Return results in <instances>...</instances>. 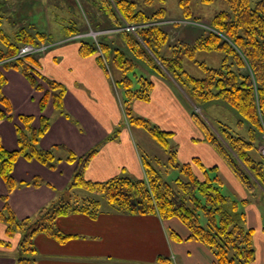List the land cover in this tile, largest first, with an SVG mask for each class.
Masks as SVG:
<instances>
[{
    "label": "trees",
    "instance_id": "1",
    "mask_svg": "<svg viewBox=\"0 0 264 264\" xmlns=\"http://www.w3.org/2000/svg\"><path fill=\"white\" fill-rule=\"evenodd\" d=\"M200 1L210 4L214 0ZM224 1L228 11L218 12L208 24L215 31L202 30L192 42L177 39L171 43L169 32L159 25L146 26L135 33L121 31L106 34L98 44L77 41L79 55H96L100 67L113 79L125 122L144 130L168 152L167 169L176 170L178 176L171 182L166 181L151 163L159 161L143 155L144 179L114 177L104 182L87 181L84 172L97 148L79 157L61 146L41 150L38 141L48 130L49 119L41 117L39 127L33 128L31 116H18L22 127H16L17 150L7 151L0 143V177L7 191L10 192L16 186L11 170L19 157L34 159L53 169L59 162L54 151L64 150L67 152V162L75 163L71 187L82 189L90 196L42 209L33 220L17 219L6 202V196H3L0 222L5 225V234L7 238L20 235L16 247V264H36L32 240L38 233H44L59 242L69 239L70 236L55 228V219L69 213H83L95 218L100 210V198L109 206L128 214L178 220L189 231L188 240L199 242L211 251L215 264L253 262V231L246 226L245 213L240 210L239 202L223 193L222 181L216 175L210 176L209 173L215 168H205L197 158L189 163H180L176 148L171 144L172 134L163 131L147 118L135 115L131 107L134 101L148 103L151 99L153 82L137 71L143 65L154 73L171 78L192 105L200 108L206 103L220 102L231 109L237 117V125L246 128V136L233 134L221 122L216 136L199 115L191 113V117L202 130L204 140L215 149L243 187L249 193L255 189H261L264 193V160L253 155L258 152L260 135L264 134V0ZM177 3L183 18L200 20L192 14V0H177ZM101 9L102 17L109 23V27L102 30L118 29L123 24L166 20L164 8L148 12L139 9L134 0H103ZM65 31L66 38L81 34V28L74 25L66 27ZM48 40L44 33L30 32L26 28L19 29L12 37L0 29V104L3 106L0 119L12 117L11 106L2 93L6 83L2 70L8 69L21 73L35 90L44 91L39 102L40 111L51 100L55 111L68 117L63 107L65 87L42 75L41 65L35 55L14 58L22 46L38 47L45 41L53 42ZM116 41L121 45L112 49L110 43L115 44ZM197 52H218L224 56L219 67L211 68L204 62L194 60ZM185 60L196 63L203 73L201 78L185 70ZM119 130L120 126L105 141L115 138ZM195 168L201 173V178L194 173ZM38 183L37 180L33 181L34 185ZM246 203L241 201V205ZM171 237L181 241L173 233ZM0 246L10 247L9 243L2 240Z\"/></svg>",
    "mask_w": 264,
    "mask_h": 264
},
{
    "label": "crops",
    "instance_id": "2",
    "mask_svg": "<svg viewBox=\"0 0 264 264\" xmlns=\"http://www.w3.org/2000/svg\"><path fill=\"white\" fill-rule=\"evenodd\" d=\"M64 1L0 0V13L8 16L6 18L12 26L19 27L34 16H44L46 8L43 4L56 7L63 14ZM12 15L17 20L12 21ZM34 24L28 22L13 29L10 37L19 29L26 28L30 32L44 33L48 41L58 42L66 38L65 28L72 26L63 27V35L53 39L49 26L45 28ZM184 28L178 29L179 38H171L170 35L171 43L177 39L192 42L202 31L197 27ZM78 51L79 43L70 41L35 55L42 75L65 87L63 107L68 117L55 111L51 100L40 111L39 102L44 91L35 90L18 71L2 70L6 79L2 93L12 109L11 119H0L2 147L7 151L17 150L16 127H22L18 116H31L33 128L39 127L40 118L45 117L49 119V128L38 141L41 150L61 146L79 157L97 148L84 172L85 180L104 182L114 177L144 179L141 156L148 155L141 139L143 144H148L146 137L136 127L121 124L124 116L118 92L113 86V79L98 64L96 55L81 57ZM137 71L147 76L154 88L148 103H132L133 113L172 134L171 144L176 148L180 163H189L197 158L205 168H215L210 176L216 175L222 181L223 193L239 202L240 210L245 213L246 226L253 231L255 257L250 264H264V193L261 189L249 193L215 149L204 140L202 130L191 117L190 100L171 78L154 73L143 65ZM234 117L237 122L235 114ZM118 126L120 130L116 137L105 141ZM253 155L261 158L258 152ZM54 156L59 162L53 169L34 159L19 157L15 161L11 170L15 188L8 192L0 177V211L4 206L3 196H6L8 206L19 220H33L42 209L77 197H88L80 192L83 190L71 187L75 163L67 162V152L55 150ZM193 171L199 178L202 177L197 168ZM34 180L39 183L34 185ZM241 201L247 203L241 205ZM100 203L95 218L83 213H69L55 219V228L70 236L64 242L44 233L35 235L32 243L36 264H215L211 251L199 242L188 240L189 231L178 220L128 214L103 200ZM172 233L181 241L173 239ZM19 239V234L7 238L5 225L0 222V240L10 245L0 246V264H16Z\"/></svg>",
    "mask_w": 264,
    "mask_h": 264
},
{
    "label": "rangeland",
    "instance_id": "3",
    "mask_svg": "<svg viewBox=\"0 0 264 264\" xmlns=\"http://www.w3.org/2000/svg\"><path fill=\"white\" fill-rule=\"evenodd\" d=\"M111 1V0H110ZM137 3V6L141 10H146L148 12H153L157 9L164 8L165 9V18L168 21H172L171 25L164 26L171 38H179V31L178 29L184 27H194L190 24H185L184 22L189 21V19H185L181 15V10L178 6L177 0H134ZM255 0H252L254 2ZM45 2V1H43ZM62 2V1H61ZM40 4V2H39ZM103 0H66L62 5V10L64 11L63 14L61 11L57 10L56 7L52 6H45L43 4V8H46V12L44 16L40 14L36 17L34 16L33 19H28L26 23H21V26L27 25L29 23H36V25H40L43 27H50V36L55 39L61 37L63 35V27L68 26L69 24L74 25L77 28H81L80 32H90L91 31H101L102 29L109 27V23H106L105 17H102L103 9ZM191 10L192 14L198 17L200 20L196 22H201L202 24H209L210 20L220 11H228V5L224 0H214L210 4H203L200 0H192L191 3ZM3 15V12H1ZM8 17V16H6ZM5 16H2L0 21V29L6 35L10 36L13 33V29H18L17 26H12L8 19ZM16 16L12 15L11 20L15 19ZM184 21V22H183ZM194 21V20H191ZM39 22V24H38ZM34 24V26H36ZM209 26V25H208ZM14 27V28H13ZM39 27V26H37ZM180 27V28H179ZM104 35H96L95 38H86L84 40L90 41L92 43L98 44L101 42L102 37ZM51 38V39H52ZM54 42V41H53ZM1 43V41H0ZM43 43H47L46 41ZM121 43L116 41V43H110L111 48H115L120 46ZM223 54L218 52H197L195 56V61L204 62L208 67L216 68L221 65V61L223 59ZM185 70L192 76L200 78L202 77V71L197 67L194 61L185 60L184 61ZM191 113H195L199 115L210 130L218 136V128L219 124L217 121L221 122L222 124L226 125L229 130L233 134L237 135H246L245 129L239 127L234 117V113L231 109L220 105V102H211L203 104L200 108L191 104ZM122 125L126 124L124 120H122ZM141 130V133L147 139L148 144H143L141 139V145L145 149L148 157L151 160L157 159L159 163L151 162L153 166H155L161 174L164 176L166 181H173L177 176L178 172L176 170H169L167 169V159H168V152L158 145L155 141H152L144 130ZM258 143V142H257ZM264 152V134L263 136L260 135V142H259V149L258 153L260 157L264 160L262 153ZM82 190V189H81ZM85 196H90L89 193L86 191H80ZM92 195V194H91ZM79 198V197H77ZM96 198L97 197H93ZM100 198V197H98ZM101 200V198H100ZM264 212V211H263ZM264 221V220H263Z\"/></svg>",
    "mask_w": 264,
    "mask_h": 264
},
{
    "label": "built area",
    "instance_id": "4",
    "mask_svg": "<svg viewBox=\"0 0 264 264\" xmlns=\"http://www.w3.org/2000/svg\"><path fill=\"white\" fill-rule=\"evenodd\" d=\"M184 22V21H183ZM171 23H173L172 21H168V20H163V21H159V22H153V23H146V24H133V25H127V24H123V26L121 28L118 29H109V30H102V31H91L90 32H84L72 37H68L65 38L61 41L58 42H47V43H42L40 46L38 47H34L32 45H24L22 46L17 55L14 58H22L28 55H37L40 53H44L47 50H49L50 48L65 43V42H70V41H80V40H84L86 38H95L96 35H106V34H114V33H119L121 31H125V32H129V33H135L137 30L146 27V26H150V25H159V26H166V25H171ZM185 24H190L194 27H197L201 30H204L206 32H214L215 30L212 29L210 26H208L207 24H202L201 22H196V21H187L184 22ZM263 157H264V152L262 153Z\"/></svg>",
    "mask_w": 264,
    "mask_h": 264
}]
</instances>
